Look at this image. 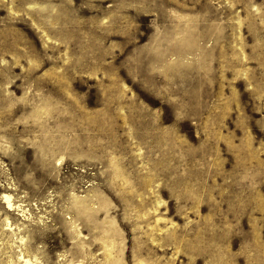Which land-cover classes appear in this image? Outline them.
Wrapping results in <instances>:
<instances>
[{
	"label": "rangeland",
	"instance_id": "rangeland-1",
	"mask_svg": "<svg viewBox=\"0 0 264 264\" xmlns=\"http://www.w3.org/2000/svg\"><path fill=\"white\" fill-rule=\"evenodd\" d=\"M0 264H264V0H0Z\"/></svg>",
	"mask_w": 264,
	"mask_h": 264
}]
</instances>
